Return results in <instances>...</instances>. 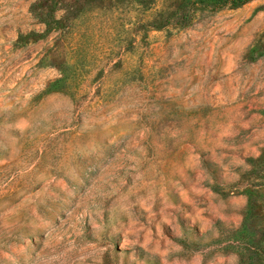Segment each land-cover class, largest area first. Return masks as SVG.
<instances>
[{
  "label": "rangeland",
  "instance_id": "1",
  "mask_svg": "<svg viewBox=\"0 0 264 264\" xmlns=\"http://www.w3.org/2000/svg\"><path fill=\"white\" fill-rule=\"evenodd\" d=\"M245 227L264 0H0V264H242Z\"/></svg>",
  "mask_w": 264,
  "mask_h": 264
},
{
  "label": "trees",
  "instance_id": "2",
  "mask_svg": "<svg viewBox=\"0 0 264 264\" xmlns=\"http://www.w3.org/2000/svg\"><path fill=\"white\" fill-rule=\"evenodd\" d=\"M239 237L240 240H238L235 243L243 250L242 264H247L248 261H254L262 257L264 253L261 252L260 250L254 249V246H258V245L252 244L250 240L249 232L246 229V227L243 228L241 231H239Z\"/></svg>",
  "mask_w": 264,
  "mask_h": 264
}]
</instances>
